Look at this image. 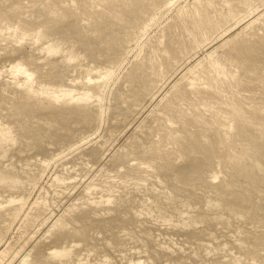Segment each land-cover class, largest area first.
Here are the masks:
<instances>
[{"label":"rangeland","instance_id":"obj_1","mask_svg":"<svg viewBox=\"0 0 264 264\" xmlns=\"http://www.w3.org/2000/svg\"><path fill=\"white\" fill-rule=\"evenodd\" d=\"M1 178L0 264H264V0H0Z\"/></svg>","mask_w":264,"mask_h":264},{"label":"bare ground","instance_id":"obj_2","mask_svg":"<svg viewBox=\"0 0 264 264\" xmlns=\"http://www.w3.org/2000/svg\"><path fill=\"white\" fill-rule=\"evenodd\" d=\"M51 52H52V51H51ZM11 69H12V71H14V72L17 73V74H18V73H19V74H20V73L23 74L26 78H28V80H29L30 77H31V75L28 73V71H26L25 69H23V68L20 66V64H16V65L12 66ZM14 72H13V73H14ZM27 82H28V81H27ZM25 87H26V86H25ZM26 91H27V90H26ZM69 94H70V92H69ZM69 94L67 93V95H69ZM67 95H66V96H67ZM256 165H257V164H256ZM259 167H260V166H259ZM257 168H258V166H257ZM258 169H259V168H258ZM260 169H261V168H260ZM260 169H259V172H261ZM5 173H6V172H5ZM4 175H5V174H4ZM10 179H11V178H10ZM12 180H13V179H12ZM12 180H7L8 182H6V183L8 184L9 181L12 182ZM15 180H16V179H15ZM15 180H14V181H15ZM0 182H1V184H2V183L4 184V179L1 178V179H0ZM16 182H17V181H16ZM6 183H5V184H6ZM13 184H14V183H13ZM215 204L217 205V203H215ZM130 264H131V263H130Z\"/></svg>","mask_w":264,"mask_h":264}]
</instances>
